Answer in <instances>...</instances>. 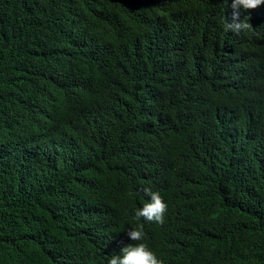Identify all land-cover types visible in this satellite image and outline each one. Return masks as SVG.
Returning <instances> with one entry per match:
<instances>
[{
	"label": "trees",
	"instance_id": "obj_1",
	"mask_svg": "<svg viewBox=\"0 0 264 264\" xmlns=\"http://www.w3.org/2000/svg\"><path fill=\"white\" fill-rule=\"evenodd\" d=\"M230 4L0 0V264H264V4Z\"/></svg>",
	"mask_w": 264,
	"mask_h": 264
},
{
	"label": "clouds",
	"instance_id": "obj_2",
	"mask_svg": "<svg viewBox=\"0 0 264 264\" xmlns=\"http://www.w3.org/2000/svg\"><path fill=\"white\" fill-rule=\"evenodd\" d=\"M262 4H264V0H231L232 22H226L225 30L237 35L248 31L252 26L249 23L248 16H244L241 19L242 10L255 9ZM143 192L150 199L135 211L134 219L139 221L143 218L144 221L162 225L164 223V214L167 211L166 203L158 192H153L150 188H144ZM142 229V224L138 228L129 229L127 236L132 241H142L145 235ZM107 264H163V261L158 259L145 243H137L123 247L119 255L110 256Z\"/></svg>",
	"mask_w": 264,
	"mask_h": 264
},
{
	"label": "bare ground",
	"instance_id": "obj_3",
	"mask_svg": "<svg viewBox=\"0 0 264 264\" xmlns=\"http://www.w3.org/2000/svg\"><path fill=\"white\" fill-rule=\"evenodd\" d=\"M183 231V230H182ZM58 261V260H57Z\"/></svg>",
	"mask_w": 264,
	"mask_h": 264
}]
</instances>
